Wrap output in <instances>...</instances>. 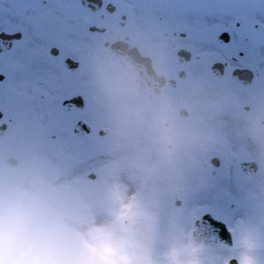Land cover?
<instances>
[{"label": "rangeland", "instance_id": "1", "mask_svg": "<svg viewBox=\"0 0 264 264\" xmlns=\"http://www.w3.org/2000/svg\"><path fill=\"white\" fill-rule=\"evenodd\" d=\"M187 42L200 58L187 63L188 78L179 88L181 102L174 103V109L185 106L189 115L174 117L178 136L172 149L160 148L151 138L147 111L157 102L136 99L122 90L115 70L104 69L111 80L93 85L91 78L88 89L82 90L87 102L81 115L94 130L105 127L111 132L104 156L90 166L110 168L115 176H100L77 194L73 189V208L65 198L69 189L50 188L42 181V191L55 194L56 199L50 196L48 204L46 196H38L33 205H39L48 219L45 227L53 264H226L231 257L239 264H264V134L260 127L264 44L255 37L241 52L238 41L224 45L196 32ZM253 50L255 57L250 54ZM215 61L227 64L220 78L209 73ZM234 66L255 69L251 84L244 87L230 79ZM46 152L40 149L39 154ZM212 156L219 158L218 168L209 164ZM251 158L259 161V168L255 175L245 176L239 162ZM7 175L14 178L9 186L17 189L21 180L17 172L3 169L0 188L8 186ZM102 181L113 185V190L122 183L132 191L131 202L118 212V229L105 216L114 205L108 189L102 198L93 196ZM176 199L180 200L177 206ZM205 210L215 211L228 223L235 244L211 254L188 253L192 221ZM86 212L92 215L88 224L81 217Z\"/></svg>", "mask_w": 264, "mask_h": 264}, {"label": "flooded vegetation", "instance_id": "2", "mask_svg": "<svg viewBox=\"0 0 264 264\" xmlns=\"http://www.w3.org/2000/svg\"><path fill=\"white\" fill-rule=\"evenodd\" d=\"M169 6V0H0V8L4 10L0 16L5 21L11 20L13 24H19L29 37L41 30L46 33L39 45L32 48L31 56L44 63L46 76L50 80L59 83L70 94L80 95L85 105L87 101L82 90L88 89L91 78L93 85L111 80V76L103 73L104 69L111 68L115 70L117 79V70L110 62V45L122 42L128 49H137L151 61L157 73L164 77L161 92L148 100L138 91L123 88L119 82L118 85L122 90L131 92L136 99L149 103L165 98L173 106V116L180 118V110L185 106L174 109V103L181 102L179 88L188 78V62H180L176 52L178 49H186L191 52V58L196 55L195 47L187 42L193 38L194 32L168 11ZM199 58L200 56L196 60ZM232 58L235 60V57ZM98 59H105L104 64ZM223 62L225 72L227 64ZM231 70L229 77L234 81L230 76ZM180 72H184V78L179 77ZM171 79L175 80L173 86L169 85ZM84 107L81 110L74 109V114L77 119L86 121L81 115ZM152 109L147 113H151ZM261 111L263 118L260 120V127L264 134V105L261 106ZM110 135L109 130L100 135L98 128L94 130L91 125L88 135L77 136L73 146L69 148L59 144H43L20 135L16 129L0 132V171L17 172L21 180L14 192L25 195L36 222L45 227L48 219L42 215L43 209L39 205H33V199L46 196L45 201L49 204L51 201L48 198L51 196L55 200L56 196L47 190V193L42 191V181L49 187L64 182L67 185L65 189L70 191L65 194V198L71 201L73 208V189L77 194L92 186L90 183L100 176H115L110 168L101 170L90 166V163L104 156ZM110 145L116 146L115 143ZM40 149L46 150L47 154H39ZM32 153L37 155L32 156ZM55 160L58 163L53 162ZM217 163L219 167V158ZM32 166L34 169L31 170ZM18 168L21 173L16 170ZM13 179L11 175H7L4 183L9 186ZM23 184H26L25 190L21 188ZM98 185L93 196L102 198L108 189V197L114 205L109 208V212H105V216L112 221L114 229H118L119 196L114 194L116 190H113V185L103 184V181ZM102 202L109 204L107 200ZM88 216H92L91 212L81 214L86 224ZM76 222L82 224L77 218Z\"/></svg>", "mask_w": 264, "mask_h": 264}, {"label": "snow or ice", "instance_id": "3", "mask_svg": "<svg viewBox=\"0 0 264 264\" xmlns=\"http://www.w3.org/2000/svg\"><path fill=\"white\" fill-rule=\"evenodd\" d=\"M169 5L168 11L191 31L224 45L238 41V51H245L255 37L264 44V0H169ZM3 11L0 8V14ZM225 34L227 40L222 39ZM45 35L41 30L29 37L19 24L0 16V132L16 129L43 144L71 148L87 130L74 114L82 98L50 80L44 63L31 56ZM250 54L255 57V50ZM200 220L219 228L220 235L227 234L215 211L205 210Z\"/></svg>", "mask_w": 264, "mask_h": 264}, {"label": "water", "instance_id": "4", "mask_svg": "<svg viewBox=\"0 0 264 264\" xmlns=\"http://www.w3.org/2000/svg\"><path fill=\"white\" fill-rule=\"evenodd\" d=\"M222 39L227 40L228 36L225 34ZM111 55V63L118 68V79L122 86L139 91L145 98H154L162 89L164 77L158 74L151 66L150 60L146 56L140 55L135 48L128 49L122 42H115L109 48ZM176 56L180 61H187L190 58V52L183 49H178ZM210 72L219 77L223 73V64L215 62L210 67ZM181 75V74H180ZM254 73L249 68H235L232 70L231 76L242 84H248ZM170 85H174V81L170 80ZM79 97V96H78ZM81 107L83 106L82 99L80 100ZM81 107L75 108L79 109ZM182 118L187 116V112L182 109L180 112ZM86 124V123H85ZM87 125V124H86ZM89 131H83L80 136L85 135ZM213 164H216L212 160ZM241 169L244 173L250 175L257 170V163L255 160L244 161L241 163ZM26 199L21 194L13 195L10 192L3 193L0 200V205L9 201L12 198ZM201 216V215H200ZM200 216L194 219L192 223V230L189 233V241L187 251L190 253L208 254L215 252L222 248H227L233 245V236L227 226L225 232L228 234L220 235V229L207 225L206 221H201ZM227 264H238L235 258H230Z\"/></svg>", "mask_w": 264, "mask_h": 264}, {"label": "clouds", "instance_id": "5", "mask_svg": "<svg viewBox=\"0 0 264 264\" xmlns=\"http://www.w3.org/2000/svg\"><path fill=\"white\" fill-rule=\"evenodd\" d=\"M153 142L172 149L178 128L171 106L161 98L149 116ZM46 227L38 224L30 206L22 198L0 205V264H53Z\"/></svg>", "mask_w": 264, "mask_h": 264}, {"label": "bare ground", "instance_id": "6", "mask_svg": "<svg viewBox=\"0 0 264 264\" xmlns=\"http://www.w3.org/2000/svg\"><path fill=\"white\" fill-rule=\"evenodd\" d=\"M145 161H147V159ZM120 184L122 185V187H119V190H118L119 199H120L121 206L125 207L132 200V196H131V192L132 191L128 187H126L124 184H122V183H120ZM55 185H56V187H58L59 186V182L56 183ZM261 224H262V222H261Z\"/></svg>", "mask_w": 264, "mask_h": 264}]
</instances>
